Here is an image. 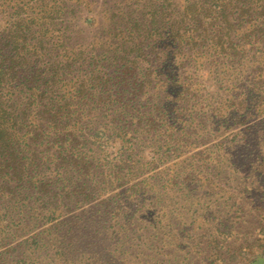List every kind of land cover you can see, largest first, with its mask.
Instances as JSON below:
<instances>
[{
  "label": "trees",
  "instance_id": "1",
  "mask_svg": "<svg viewBox=\"0 0 264 264\" xmlns=\"http://www.w3.org/2000/svg\"><path fill=\"white\" fill-rule=\"evenodd\" d=\"M261 114L264 0H0V264H56L87 236L124 264L162 149L236 170L206 135Z\"/></svg>",
  "mask_w": 264,
  "mask_h": 264
},
{
  "label": "rangeland",
  "instance_id": "2",
  "mask_svg": "<svg viewBox=\"0 0 264 264\" xmlns=\"http://www.w3.org/2000/svg\"><path fill=\"white\" fill-rule=\"evenodd\" d=\"M189 71L191 65L185 68ZM202 77L203 88L213 91L209 73L203 71ZM260 122L264 125V114L251 117L232 131H223L220 137L206 135L211 136L208 145L232 142L236 170H231L232 162L227 158L218 159V166L199 161L195 157L198 149L177 152L174 158L165 156L162 149L163 162L154 170L159 177L149 179L146 185L150 197L143 207L139 205V211H127L130 225L121 232L124 247L118 254L123 256L117 260L124 264H264V126L249 130ZM107 149L113 153L112 147ZM151 151L147 143V158L153 157ZM82 220L77 222V230ZM112 230L119 228L107 230L108 237ZM76 248L78 253L55 263L107 264L100 255L102 248L94 249L89 236L81 237Z\"/></svg>",
  "mask_w": 264,
  "mask_h": 264
}]
</instances>
